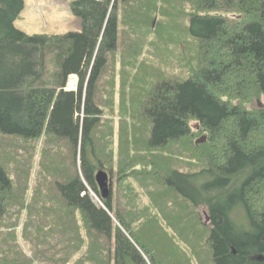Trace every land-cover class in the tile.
I'll use <instances>...</instances> for the list:
<instances>
[{"label": "trees", "instance_id": "obj_1", "mask_svg": "<svg viewBox=\"0 0 264 264\" xmlns=\"http://www.w3.org/2000/svg\"><path fill=\"white\" fill-rule=\"evenodd\" d=\"M24 9L0 0V264H264V0H75L82 31L53 36ZM188 38L199 67L170 80ZM41 140L56 206L30 189Z\"/></svg>", "mask_w": 264, "mask_h": 264}, {"label": "rangeland", "instance_id": "obj_2", "mask_svg": "<svg viewBox=\"0 0 264 264\" xmlns=\"http://www.w3.org/2000/svg\"><path fill=\"white\" fill-rule=\"evenodd\" d=\"M24 1H25L24 12L22 13V16L18 19L15 25L19 30L25 32L26 34L30 36H35V35L53 36V35H67L70 33H78L82 31L81 20L72 13V3L75 0H24ZM179 19L184 23L188 22V21L186 22V18H184L183 16L180 17ZM122 29L123 26L121 27V30ZM121 30H120V42L122 41ZM188 40L189 41L183 42L184 44L183 46L181 47L179 46V51H176L175 47H172L171 54H169L167 57V62L169 65L167 64L168 70L166 76H168V79L170 80H180L182 82L187 81L190 75L189 71L192 72V70L190 69L195 70L199 67L200 57L197 50V43L189 38ZM147 47L148 46H146L145 48ZM78 82H79L78 77L76 76L71 77L69 80L68 89L77 90ZM115 100H116V104H118L120 100L119 87L117 88V95ZM252 107L255 108L260 107L261 109L264 108V98H262L261 100H256L255 103L252 105ZM109 117L110 119L112 118V116ZM112 120L116 121L115 140L117 142L119 139L118 138L119 130L117 128L119 126L120 121L118 117L116 118V120L115 118ZM192 127L194 130L197 131L198 126L196 124H193ZM200 137L201 138H198L199 142L201 144H205L207 142L208 135H203ZM43 146H44V141L41 140L36 148L34 170L32 172L33 179L31 181L30 189L32 193L34 190H38L42 195V199L48 200L51 203H54V206H56L55 204H60L61 201L60 197L57 195V191L55 187V180L59 178H57V176L56 179H54L53 177H50V179L49 177H45L46 180L41 181L39 187H36L35 184L37 180L36 176H38V170H40L38 163L40 162L41 159ZM116 149L118 151L119 149L118 145ZM59 154L63 158H65L66 161L69 162V160H71L70 159L71 152L70 151L67 152V149L65 147H63L62 152L60 151L57 155ZM52 157L56 158V155L53 150H52ZM46 162L44 164V167L49 166L48 164H46ZM53 162L56 163L55 161H52V163ZM44 170L46 171V168H44ZM115 177L116 176L113 175L114 184L116 181ZM207 210H208L207 207L201 205L200 213L202 214V217L205 220H206V214L208 212ZM237 211L238 212L235 214V218L241 223V225L244 227V230H250L248 228V222L245 220L246 218L244 212L242 210H237ZM50 219H48V221ZM32 223L35 224L33 227L34 232L35 231L37 232L38 229L42 230V224L41 225L37 224L36 221H34V219ZM23 225L24 224L19 226L18 231L22 232ZM45 229L46 230L49 229L47 225L45 226ZM2 230H5L4 232L7 231V229H2ZM18 241L24 252H26L27 254H29V256H31V249L29 242L27 240H24L22 236L18 237ZM63 249L64 248H59L55 252H61L63 251ZM20 264H25V263H20ZM35 264H56V263H53L49 259L45 261H35ZM71 264H75L74 259L71 262Z\"/></svg>", "mask_w": 264, "mask_h": 264}, {"label": "water", "instance_id": "obj_3", "mask_svg": "<svg viewBox=\"0 0 264 264\" xmlns=\"http://www.w3.org/2000/svg\"><path fill=\"white\" fill-rule=\"evenodd\" d=\"M97 184L100 190V194L103 198H108L113 185V179L111 176L105 171H99L96 176ZM206 220L209 222V217L206 214Z\"/></svg>", "mask_w": 264, "mask_h": 264}, {"label": "built area", "instance_id": "obj_4", "mask_svg": "<svg viewBox=\"0 0 264 264\" xmlns=\"http://www.w3.org/2000/svg\"><path fill=\"white\" fill-rule=\"evenodd\" d=\"M72 77H75V76H72ZM72 90H74V89H72Z\"/></svg>", "mask_w": 264, "mask_h": 264}]
</instances>
